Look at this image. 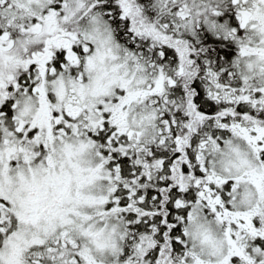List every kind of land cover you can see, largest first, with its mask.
I'll return each instance as SVG.
<instances>
[{
  "label": "snow or ice",
  "instance_id": "6c2138e0",
  "mask_svg": "<svg viewBox=\"0 0 264 264\" xmlns=\"http://www.w3.org/2000/svg\"><path fill=\"white\" fill-rule=\"evenodd\" d=\"M0 264H264V0H0Z\"/></svg>",
  "mask_w": 264,
  "mask_h": 264
}]
</instances>
